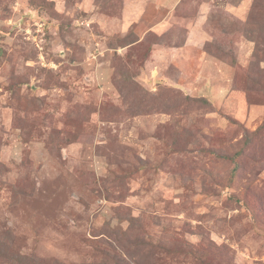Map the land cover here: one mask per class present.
Instances as JSON below:
<instances>
[{"label":"rangeland","instance_id":"rangeland-1","mask_svg":"<svg viewBox=\"0 0 264 264\" xmlns=\"http://www.w3.org/2000/svg\"><path fill=\"white\" fill-rule=\"evenodd\" d=\"M0 264H264V0H0Z\"/></svg>","mask_w":264,"mask_h":264}]
</instances>
